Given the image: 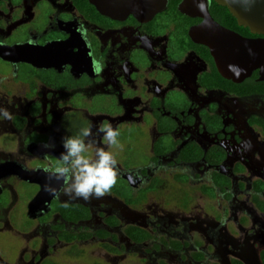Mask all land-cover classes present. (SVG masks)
<instances>
[{
    "label": "flooded vegetation",
    "instance_id": "af4514ba",
    "mask_svg": "<svg viewBox=\"0 0 264 264\" xmlns=\"http://www.w3.org/2000/svg\"><path fill=\"white\" fill-rule=\"evenodd\" d=\"M210 8L211 0V15ZM178 13L190 22V47L173 38L172 23L154 22L157 13L142 22L106 17L91 0H0V108L11 114H0V237H28L11 262L0 248V264H58V248L75 254L87 242L109 260L137 251L147 264H262L264 91L220 82L204 56L206 49L213 61L209 49L188 33L202 18ZM255 73L253 82L264 83ZM107 124L119 131L111 148L99 131ZM85 128L92 135L83 155L111 151L115 185L89 200L52 194L33 211L39 181L18 169L49 179L45 170L61 166L62 138ZM130 134L144 137V162L124 147ZM167 183L171 189L149 208ZM196 193L215 202V218L193 213ZM230 223L236 234L227 233ZM130 227L149 238L134 240Z\"/></svg>",
    "mask_w": 264,
    "mask_h": 264
},
{
    "label": "water",
    "instance_id": "95a60500",
    "mask_svg": "<svg viewBox=\"0 0 264 264\" xmlns=\"http://www.w3.org/2000/svg\"><path fill=\"white\" fill-rule=\"evenodd\" d=\"M186 1L189 2V10L192 9L196 11L195 13L188 14L181 9ZM91 2L96 5L98 12L111 19L133 15L142 22L151 20L168 5V0H91ZM214 2L225 7L238 25L246 27L251 34L259 37L250 39L216 23L208 12L210 0H183L178 8L180 13L202 18L200 24L192 26L189 30L190 38L209 49L214 65L224 79L241 82L258 71V81L264 82V0H214ZM194 29H197L200 39L194 37L192 33ZM38 185L40 193L42 185L40 183Z\"/></svg>",
    "mask_w": 264,
    "mask_h": 264
},
{
    "label": "clouds",
    "instance_id": "9594fccd",
    "mask_svg": "<svg viewBox=\"0 0 264 264\" xmlns=\"http://www.w3.org/2000/svg\"><path fill=\"white\" fill-rule=\"evenodd\" d=\"M0 114L6 119H11L7 109L0 108ZM99 131L104 133L103 139L109 148L118 144L119 131L114 130L110 124L102 125ZM91 135V129L85 128L79 135L62 138L65 151L61 153V166L54 170H45L49 174V184L45 187L50 194L58 197L63 193L72 199L89 200L93 197L102 198L111 191L118 178V161L111 151L101 147L95 150V160L86 158L83 155L87 148L85 138ZM43 147L54 148L55 145L45 144ZM53 177L64 181L62 188L55 189L51 186L50 181Z\"/></svg>",
    "mask_w": 264,
    "mask_h": 264
},
{
    "label": "rangeland",
    "instance_id": "374dc122",
    "mask_svg": "<svg viewBox=\"0 0 264 264\" xmlns=\"http://www.w3.org/2000/svg\"><path fill=\"white\" fill-rule=\"evenodd\" d=\"M126 137H129V136H126ZM126 137L125 138L123 137L121 139L124 142V147H126V144H127L129 148H133L135 150L134 153L136 154L137 152L139 155L138 156L139 161L144 162V159H145L144 154H143L144 148H145L144 137H141L140 134H137V135L130 134L129 138H126ZM122 151L120 152L121 160L125 159V156ZM35 164H37V161H33V162L29 161L28 166L33 167V165ZM40 164L44 165L45 162H42ZM167 184H168L167 185L168 187L166 186L162 188L159 191V194L157 196H153V199H151V201L147 203V206L149 208L155 209L160 204L163 194L165 193L167 194L168 191L171 189L170 187L172 184L171 185L170 183H167ZM193 188H196V187L194 186ZM35 189L36 188L33 185H26L25 187L26 193L31 192L33 194V192H35ZM26 193L22 192V194H26ZM194 195H195V199L193 203L189 204L193 213L194 214L198 213L200 214V216L207 215L205 218H211V217L215 218L216 214L218 213L217 210L215 209V206H216L215 202L202 198L197 193ZM25 204L26 203L24 201V203H22L21 210H25V207H26ZM165 208H168V207H165ZM172 209H175V208H172ZM150 211H152V209L150 210L146 209L145 211L144 209L140 210L139 208V213L141 215L148 213ZM231 224L232 223L228 224L226 227L227 233L236 234L237 232H235V228ZM27 238H28L27 236L22 235L18 232L15 234H13L12 232H9L7 234L5 233V235L0 237V248H1L2 255L6 256L8 258L7 260L11 262L13 259H15V256L18 254L17 252L18 246H19L18 243L21 242L20 245L22 244L25 245L27 242ZM54 258L58 264H147L141 259L140 253H138L137 251H128L124 253L123 256H119V257H116L115 259L109 260L105 252L100 248L99 244L95 242L94 243L87 242L85 244L78 246L77 253L75 254L68 253L67 247L58 248L56 250V254L54 255ZM161 261H164V260H161ZM164 264H176V262L175 261L171 263L165 262ZM247 264H251V263L247 260Z\"/></svg>",
    "mask_w": 264,
    "mask_h": 264
},
{
    "label": "trees",
    "instance_id": "16d2710c",
    "mask_svg": "<svg viewBox=\"0 0 264 264\" xmlns=\"http://www.w3.org/2000/svg\"><path fill=\"white\" fill-rule=\"evenodd\" d=\"M181 0H169L168 7L164 11H161L157 13L154 22L156 21L157 23L160 22H166V26L169 24L174 25V32L173 33V38H177L178 36H183V39L187 40L186 45L190 47L192 43L190 42L189 38L187 37L186 30L190 24V22H186V18L182 17L178 11L175 9L176 5L179 4ZM210 13L214 19L215 22H217L220 26L224 28H228L231 30H234L242 35L245 36H250V38H256L259 37L257 35L251 34L246 27L240 26L236 23V19L229 13V11L222 6H219L217 3L214 2V0H211V8H210ZM206 60L210 64V67L213 68L214 75L220 79V82L224 84H230L234 87H241L246 84L252 85L255 90L257 91H264V83H254L253 80H256L258 75L255 73L250 79H246L242 84H235L232 83L231 81H226L223 78L219 76V74L216 71V68H214L213 61L209 54L207 53L205 49V54H204ZM254 83V84H252ZM131 202V201H129ZM78 212L81 214V217L84 216L85 209L80 208ZM128 235L132 237L134 240H140L144 241L145 239H148L149 236L148 234L144 231L141 230L138 227H130L127 229ZM262 264H264V255H262ZM237 264H240L237 262Z\"/></svg>",
    "mask_w": 264,
    "mask_h": 264
},
{
    "label": "bare ground",
    "instance_id": "6f19581e",
    "mask_svg": "<svg viewBox=\"0 0 264 264\" xmlns=\"http://www.w3.org/2000/svg\"><path fill=\"white\" fill-rule=\"evenodd\" d=\"M188 6H189V2L186 1L181 9L184 12L190 14L191 10H189ZM111 15H113V14H111ZM192 33L196 39H200L199 35H197L198 34L197 29H194L192 31ZM3 58L11 60L10 57H8V56H3ZM3 169L0 168V171ZM11 170H12V168H11ZM18 170H19L18 173L20 174V176L27 178V179H30V180H36L37 182L39 181V183L42 185V191L39 193V195L32 202V210L33 211H34V209H37V207L39 209H41L43 206L46 205L47 201L49 200L50 196L52 195V194H50L49 191L46 190V187H45L47 184H49V179H47V178L43 179V178H40L39 176L34 175V174L24 173L21 169H18ZM4 172H5V170H4ZM4 172L2 171V173H4ZM59 182H60V180H57L55 177H53L50 181L51 186L55 189H57V187H59Z\"/></svg>",
    "mask_w": 264,
    "mask_h": 264
}]
</instances>
